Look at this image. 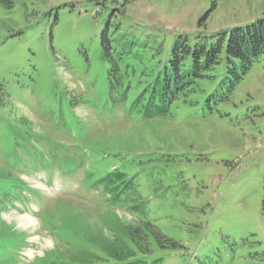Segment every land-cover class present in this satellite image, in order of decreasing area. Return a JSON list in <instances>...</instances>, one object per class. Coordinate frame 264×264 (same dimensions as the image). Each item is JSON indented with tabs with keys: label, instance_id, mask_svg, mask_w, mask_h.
<instances>
[{
	"label": "rangeland",
	"instance_id": "374dc122",
	"mask_svg": "<svg viewBox=\"0 0 264 264\" xmlns=\"http://www.w3.org/2000/svg\"><path fill=\"white\" fill-rule=\"evenodd\" d=\"M262 16L264 0H0V264H124L92 236L124 225L151 240L127 262L264 264V53L212 111L217 74L163 115L140 93L179 33Z\"/></svg>",
	"mask_w": 264,
	"mask_h": 264
},
{
	"label": "trees",
	"instance_id": "16d2710c",
	"mask_svg": "<svg viewBox=\"0 0 264 264\" xmlns=\"http://www.w3.org/2000/svg\"><path fill=\"white\" fill-rule=\"evenodd\" d=\"M106 40L111 41L110 39ZM108 44L104 48L106 54L110 47ZM130 44L134 45L132 41ZM141 49L143 51V48ZM148 49L154 51L153 48L145 50ZM263 53L264 16L244 25L221 28L213 32L197 31L191 35L179 33L172 42V48L164 53L162 59L160 58L161 65L154 71L153 79L144 82L145 85L141 87L140 93L145 99L147 97V101L143 105L146 117L163 115L174 102L186 104L190 94L195 91L199 79H212L217 74L219 88L209 92L204 99V106L212 111L213 106L230 98L253 62ZM153 55L154 53L150 54L151 57ZM158 55L155 54L156 57ZM152 60L150 59L151 62H153ZM115 64L116 62H113L111 65L107 81H109L111 89H118L127 98L125 85L127 82L129 83V80L119 74ZM144 68L147 69V66L145 65ZM152 68L153 64L150 69ZM141 82L138 80L137 83ZM0 179L12 182L8 171L3 168L0 169ZM0 230V237L11 236V228H8L3 222H0ZM141 231L138 227L124 225L122 232L126 234V240L113 241L103 235L97 236V233H92V236H95L93 238L101 244L103 249L117 258V262L137 264L144 260L127 262V259H136V252L146 251L149 253L151 251L150 236L144 231H142L144 236L139 235L138 232ZM135 237H139L142 241L138 242ZM113 242L119 244L116 245ZM162 246L160 245V247ZM74 257L80 258V256Z\"/></svg>",
	"mask_w": 264,
	"mask_h": 264
}]
</instances>
